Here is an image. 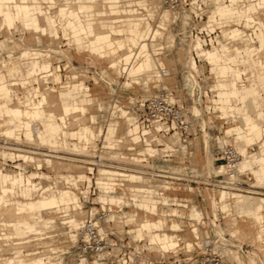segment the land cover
Returning <instances> with one entry per match:
<instances>
[{
    "label": "rangeland",
    "instance_id": "obj_1",
    "mask_svg": "<svg viewBox=\"0 0 264 264\" xmlns=\"http://www.w3.org/2000/svg\"><path fill=\"white\" fill-rule=\"evenodd\" d=\"M109 1L111 0H95L96 7L95 11H93L91 14V22H93L95 29L100 30V32L96 31V35L94 37H83V47L81 48H77L74 45V42L76 41L75 37H73V39L71 38L73 28L71 24L67 22L68 18L65 24L61 25L59 24L58 16L55 17L57 25L59 27L56 37L49 36L47 34L39 35L36 31L33 30H22L21 26L18 24V22L20 21L19 13L16 22L17 27L12 28L11 30H7V28L4 27V23L6 22V15L1 17L0 21L2 20V24L0 23V27L4 28H0V40L2 41V44L0 45V76L4 80L10 82H13L14 78H16L17 76L21 77V80L23 78L22 81L25 80L24 84L21 83V80H16L19 87H21L23 90L38 88V91H48L49 87H53L57 89L56 91H54L55 94H59L60 91H64L65 89L79 88L85 85L87 89L81 90L84 95H79L77 98L81 102L85 100L84 102L89 106L87 107L85 113L76 111L75 113L69 114L70 119L72 118L73 120H75L74 123H76L77 121L82 119H92L90 118V116L94 115V119L100 122V126L98 127L99 129H101L103 134L108 125L109 129H111L116 124H118L117 131L120 134H126L129 130L127 121L131 119L129 117L130 115L126 113V108L128 107V105L133 103L135 99L145 98L149 94L156 93L161 86H165L169 91L172 92L173 98L177 99L178 102L182 103L185 107L191 108L192 105H197L200 109L201 115L193 122L195 133L193 134V138L191 141L193 143V140L197 136L202 138L205 129L208 139L207 145L210 146L209 151L211 153L210 158L212 164L208 165V163H202V165H200L203 156L201 157L200 154L197 153L194 160L200 165V167L198 168L199 171H197L202 174H210L216 172L219 169V165H217L218 160H216L218 150H220L224 142L231 143L235 146L239 155V167H241V172H243L247 177L245 179L247 184L261 186L257 189L259 191H264V183L256 182L255 177L251 173L250 169L243 170L244 168H242V165H244L245 162L244 160L241 161L243 158L241 152L242 147L245 148L246 155L257 154L260 151L259 144L264 138V130L258 129L256 131H253V137L251 140H247L245 137H238L233 131H231L230 133H225L224 130L227 127L240 125L241 121L240 118H237L235 121L230 120V118H219L217 114H220L221 112L219 108H214V106L216 105L211 102V99L216 98L212 97L213 91H211V85L216 82L217 78L215 76L220 77L222 76V74H220L215 69L213 70V72V65H210L203 60L197 61L199 71L194 73V76L198 81L199 89L195 88L196 90H194V94L191 95L188 88L185 86V80L190 74V68H184V62L192 55L191 53H189V51L196 40L199 38L198 36H200L201 39L207 40V43L204 45V47L208 48L210 47V44L208 43L209 37L218 35V40H222L225 43L229 42L230 45L239 47V50L243 52V57L246 59L249 58L248 51L253 49L254 58L259 59L260 62L263 63L262 69L264 70V57H262L263 54L261 52L264 47V38L263 45L262 47L260 46V40L262 37L261 33L264 32V1L236 0V2L233 3L231 0H220L218 2L219 4H228L229 7L233 11H235L233 13L229 12L228 14H223L221 11L216 10V6L218 5L216 3L217 0H189V5H187L185 9H183V11L180 10L178 14L179 17L173 22L171 21L172 12L163 7L160 4L159 0H117V3L120 6L117 9L113 10L107 7ZM16 2L17 1L14 0L13 3ZM153 2L158 3L159 11L161 14L160 16L158 15L157 11L155 12V8L153 6L155 4ZM65 4L75 7L77 5V1L54 0V3H52V1L49 0H37V3L35 5L36 7L48 9L53 15H57L59 9ZM199 4H201V10L199 9ZM3 8L4 10H6L5 5L3 6ZM122 9H134L139 14V16H142V21L147 26V28L159 29L161 31L160 35L157 36L156 40L152 41L150 45V67L148 69H145L143 72L136 73L134 75H129L128 71L123 67L136 65L137 62H141L144 57L142 55H140L138 58L133 57L130 64H127L124 61V57L129 54L128 52H130L132 49L134 51V47L129 44L128 39L132 20L124 18V16L128 15H126L124 11H122ZM163 13H166V20L163 21L164 23H162L161 21L164 17L162 15ZM195 13L196 15H199V17L195 16ZM184 19H187L188 21L186 24ZM99 20H103V23L112 25L121 24L120 26L123 31H111L109 28L101 26L98 23ZM219 22L224 23V26L220 27V25L218 24ZM40 23L43 24V20H40ZM75 23L78 26V23ZM156 24L160 26L156 27ZM210 24L212 25V27H215V30H213L209 34L207 33L208 31L206 29L210 28L207 27ZM64 25L65 29H63L62 27ZM233 28H239L241 30L242 35L239 39L235 40L231 37L230 31ZM171 38L173 39V42H170ZM170 43L173 44L168 46V44ZM118 44H121L122 46L120 49L115 50V47ZM93 47H99L102 50L103 56H99L94 50L92 51ZM22 50L40 51L43 54H48L47 58L43 56L40 58V60L42 62L49 60L51 63V70L46 73H35V75L50 74L49 79L46 82H37L32 80V78L26 76L27 70L23 66V61L26 60H21V58L19 57ZM230 50H232V48H230ZM230 50H227L226 55H230ZM116 54H118L119 56H116ZM113 55H115V57ZM160 60L169 70V74L163 77L162 84H158L156 82V80L159 79V77L157 76L156 63L160 62ZM3 62L10 67L14 66V64H17L20 67V71L18 72L19 74H13L15 76H10V74L7 72L6 67L1 66V63ZM113 62H116V65H113ZM250 66L251 65L247 66V68ZM234 67L244 71L243 65L238 64ZM227 75L228 76L223 74L222 77L225 79L224 83L226 84V87L229 86L230 80L233 78V75ZM259 77H264V73ZM244 81L252 87H255L256 85H262L264 88V80H258V77H248L245 78ZM7 87L11 92V88L9 86ZM54 92H46V95L36 103V106L41 107L43 104L47 103V107L51 108L53 112L59 113L60 106L53 103L54 98L51 95ZM27 97L33 100H36L38 98V96L36 97L35 95H28L27 93H25L22 98L25 100ZM194 99L196 102L194 101ZM12 104L14 103L10 101V104L8 106H11ZM225 104H228L227 107H230L231 111L235 110L236 106H241V104L236 100L227 102ZM217 105L219 106L220 104ZM208 106H211L210 110H207ZM26 111V115H34V110L26 109ZM251 114L252 117L256 120V112L252 111ZM57 118L58 117L53 116L52 120L55 121ZM37 121L39 123H42L40 119H38ZM74 123L67 131L66 136L69 138H73L69 134L70 131L77 129L76 124ZM8 126H10V124L8 123V119L5 117H0V132L9 130L10 128H7ZM261 126L264 127V123H262ZM19 129H22L24 131V127H21ZM238 130L240 131V129ZM15 132L17 134V129ZM6 136L14 139L9 135ZM72 141L73 140H70V143H72ZM70 143L68 142L66 144L69 145ZM33 145L36 146L35 143H33ZM39 145L40 147L45 148L44 145L47 144L39 142ZM215 151L216 153H214ZM50 158L54 170H57L59 167L63 166L69 168V171H71L72 173L81 171V168L72 160L62 165L60 164L61 162H59V160L61 159H58L56 157ZM238 163L236 164V166L238 165ZM189 166L193 167V165ZM44 167L42 165L43 169ZM254 167H256V165H254ZM27 168L30 169V165ZM67 175L72 178L71 173L66 174V176ZM245 188L250 190L256 189L250 188L246 185ZM175 191L176 190L170 191L167 194H171ZM178 191L181 192H175V195H177L179 198H190L191 200L193 199V203L198 204L195 199L196 197L198 200L206 201L205 203L208 207L210 206L211 196L218 198L219 195V191L217 189L210 190L200 184H197V189H192L187 185L186 188H183L181 186ZM0 192L3 194H9V192H4L2 189H0ZM243 193L253 196H260L251 193ZM75 194L79 198L78 193L75 192ZM77 197L75 196L74 198L78 200ZM238 197H241V195H238ZM49 199L51 198L48 195L41 200L47 201ZM233 199L235 200L237 199V197ZM96 200H98V198L93 199V201ZM229 200L231 201V204H234L232 199ZM229 200L225 199L223 203L228 202ZM212 201L214 203V198H212ZM77 202H79V200ZM4 204L11 205L13 204V202L5 200ZM71 206V211L68 212L71 216L70 223H73L74 219L75 222H80V214L82 213V210L76 209L75 207H73V205ZM78 206H80V202ZM27 208L28 210H30V207L27 206ZM178 208V213L182 214L184 217L182 219L183 221H178V219L174 217H163L158 215L149 216V218L157 220L158 217H163L167 219V222H171V220L179 222L180 225L183 226V230L177 232L178 236L181 238L179 240V247L185 249L183 245L188 242L194 243L195 245H201L200 243L203 242L201 235L205 234V232L209 229L206 221H204L206 220V218H202L197 224L195 220H188L187 207L181 206ZM160 209L162 208L158 207L159 211ZM230 209H232V211L234 210L233 207H230ZM225 210L228 211L229 209L227 208ZM225 210H219V216L223 214V211ZM63 211L65 212L62 206L60 207V209L46 208L39 213V218L36 219L40 220L42 224L48 218L54 216L56 217L55 224H45L46 226H42L39 222L38 224L37 222H35L34 224H27L23 222L20 224L21 227L13 230H8L5 228L0 229V247L2 249L5 248L6 250L11 252L7 256H4L2 258L0 257V264H35L33 258L35 259L39 257H43V263L46 264H76V259L74 257V254L72 253V244L70 241L66 240V235L68 232L67 224L61 223V216L64 213ZM203 215L205 214L203 213ZM137 216L139 217L137 218V222L128 228H140L136 230V233L140 234L143 233V212L138 211ZM193 225H196L198 228V240L194 239L193 235L190 232V230L194 228L192 227ZM149 227L150 230L154 231V236L149 239V234L145 233L144 239L141 241H135L134 245L146 247L148 249L147 252L145 251L146 256H149L150 258H160V254H158L156 250V248L159 246V242L155 240V238H160L162 236V231H158L159 225H150ZM69 230L74 231L77 229L76 226H72V228H69ZM43 232H46L45 234L50 235V237L42 239H39L38 237V239H36L37 236L42 235ZM12 236H15L16 238L11 242H8V244L7 242H4L5 239ZM262 238H264V235H262ZM148 241L150 243H153L154 247L149 248L150 244ZM60 249L68 250V252L65 254H61ZM247 249L248 250L245 252L247 256H240L242 264H244L245 262H248V264H254V262H256V264H264V256H258L255 253L253 255H250L249 253L253 251H251L249 247ZM196 251L197 249L196 247H194L193 257L196 255ZM182 256L183 254H180V256L176 257ZM249 256L254 258L255 261H252L251 263Z\"/></svg>",
    "mask_w": 264,
    "mask_h": 264
},
{
    "label": "crops",
    "instance_id": "obj_2",
    "mask_svg": "<svg viewBox=\"0 0 264 264\" xmlns=\"http://www.w3.org/2000/svg\"><path fill=\"white\" fill-rule=\"evenodd\" d=\"M54 3V0H49ZM78 4L75 7L69 6L67 4L63 5L60 9L57 15H53L48 9H43L41 7H36L37 0H19V2L13 3V8L15 11H18L20 21L18 24L21 26L22 30H33L36 31L39 35L40 34H47L49 36H56L58 34V25L56 22V16H58L59 24H65L67 18V22L71 24L73 28V33L71 35V38L78 37L79 41L74 42V45L77 48L83 47V37H94L95 34V27L93 22H91V14L93 11H95L96 3L95 0H77ZM220 0H217V6L216 10L221 11L223 14H228L229 12H235L233 11L228 4L225 3H218ZM233 3L236 2V0H231ZM264 1V0H263ZM5 5L6 10H4L3 6ZM120 5L117 3V0H111L107 4V7L111 10L117 9ZM11 4L8 2V0H0V18L5 16L6 13L11 10ZM82 11V12H81ZM124 13L128 16H124V18L131 19L132 25L129 29V44H130V36L135 35L139 41V45L136 49H133L128 52L124 57V61L127 64H130L132 62V58H138L140 55L144 57V59L141 62H137L136 65L131 66H124L123 68L126 69L129 73V75H134L136 73L143 72L145 69H148L150 67V45L152 41L156 40L157 36L160 35L161 31L159 29H149L142 21V16H139V14L134 9H122ZM137 14H136V13ZM28 17V18H26ZM64 17V19H62ZM40 20H43V24L40 23ZM17 21L11 22L9 20H6L4 23V27L7 28V30H11L12 28L17 27ZM78 23V26L76 23ZM98 23L106 28H109L111 31H123L121 28V24L118 25H112L103 23V20H99ZM220 27L224 26V23L219 22L218 23ZM0 27V28H4ZM63 29H65V25L62 26ZM207 27H210L206 29L208 32L211 33L213 30H215V27H212V25H208ZM222 33V29H221ZM231 37L233 39H239L242 35V32L239 28H233L230 31ZM262 37L260 40V46L263 45V38H264V32L261 33ZM216 38H218V35H215ZM211 37H209L210 39ZM223 38V37H222ZM39 39V37H38ZM170 42H173V39H170ZM205 40L204 39H197L196 42L191 47L189 53L192 55L189 57L188 67L190 68V74L185 80V86L188 88L191 95H193V88L198 83L194 73L198 72V64L196 61V57L200 60H203L207 62L210 65H213L212 71L215 69L217 70L222 76L218 77L215 76L216 82L211 85V91L212 97H216L211 99V102L216 105L214 108H219L220 114H217L219 118L227 119L230 118V120L235 121L237 118H240L241 124L236 126L227 127L224 132L230 133L231 131L235 132V134L238 137H245L247 140H251L253 135V131L256 130H264V127L261 126L262 123H264V88L262 85H256L255 87H252L251 85L245 83L244 79L251 77H258V80H264V77H259L261 74L264 73V70L262 69L263 63L260 62L259 59L254 58V52L253 49L249 50V58L243 57V52L239 50V47L230 45V43H225L222 40L217 39V44H212L211 47L205 48L204 45ZM2 44V41L0 40V45ZM173 43L168 44V46L172 45ZM121 44H118L115 47V50L121 48ZM128 47V46H127ZM230 48H234L235 51L231 55H226L227 50H230ZM96 51V53L99 56H103L102 50L99 47H93L92 51ZM194 52V53H193ZM48 54H43L40 51H30V50H22L20 52V58L23 61V66L27 70L26 76L29 78L34 79V75L36 72L38 73H46L51 70V63L49 60L41 61V57L47 58ZM36 56V57H35ZM157 59V58H155ZM186 64V60L184 62ZM243 65L244 71L235 68V65ZM158 65H163L162 61L156 63V69ZM251 65L247 68V66ZM1 66H5L7 69V72L12 76L13 74L18 75L20 71V67L17 64H14V66L10 67L6 65L4 62L1 63ZM112 66V65H111ZM121 66V65H120ZM191 69H195L196 72H194ZM59 70V68H58ZM121 71V70H120ZM214 72V71H213ZM223 74L228 76L227 74L233 75V78L230 80L229 86L226 87L225 79L222 78ZM13 75V76H15ZM157 76L159 77V73L157 71ZM75 78V77H74ZM160 78V77H159ZM16 80H21V77L14 78V81L10 83V81L4 80L0 76V117H5L8 119V123L10 126L7 128H10L9 130H5L6 133L11 135H17L16 129L18 130L21 126L23 121L27 120L29 122H33L37 119H40L43 123V129L39 130V135L43 137V141L50 144L51 147H56L57 145V136L56 131L58 130L57 121L52 120L53 116L58 117L62 122L65 123L66 116L75 113L76 111H80L81 113H85L87 107L89 106L86 104L83 100L82 102L78 100V96L84 95L82 93V89H87L85 85L79 87V88H72V89H65L64 91H60L59 94H51L54 98V104H58L60 106V112L55 113L51 110V108L46 107L44 110H40V107H37L35 104L36 109H34V115L30 114L29 116L26 115V110L22 111L17 104H12L11 106H8L11 101V92L9 91L8 87L12 83H18ZM23 80V78H22ZM21 80V83L24 84V81ZM159 80V79H157ZM11 88V87H10ZM12 90V88H11ZM230 92V93H229ZM61 98V100H60ZM233 100H236L238 103L241 104V106H236L235 110L231 111L230 107H227L228 104H225L227 102H231ZM195 101V99H194ZM196 102V101H195ZM217 104H220L219 106ZM43 106V105H42ZM191 111L194 115L199 117L201 115L200 109L197 105L191 106ZM211 106L207 108V110H210ZM231 111V112H230ZM252 111L256 112V120L252 117ZM43 113V114H42ZM42 116V117H41ZM91 120H94V115H91ZM82 119V118H80ZM83 120V119H82ZM82 120H79L77 122H80ZM54 127V128H53ZM240 129V131L238 130ZM132 129L129 130L131 133ZM28 135H30V129L28 127ZM95 131L93 128H90L87 125L80 124L76 130L70 131V135L72 137H78V138H87L90 135H94ZM62 134V133H61ZM67 132L65 133L66 136ZM236 137V136H235ZM51 141V142H50ZM66 144V143H65ZM207 139V132L204 129L203 137L200 138L199 136L195 137L193 140L192 146H191V158L189 161V165H193V168L198 170L200 165L202 163H208V165H211V158H210V151ZM70 145V146H69ZM69 145L66 144L67 149L73 151L77 149L75 143H70ZM69 146V147H68ZM260 151L257 154L253 155H246L245 148L242 147V160H244V165H242V168L250 169L251 173L254 175L256 182L258 183H264V138L259 144ZM199 153L202 157V161L200 162V165L194 161L196 154ZM216 153V151L214 152ZM256 165V167H254ZM241 168V167H240ZM241 170V169H240ZM199 171V170H198ZM32 176V175H31ZM63 176V175H62ZM64 179V178H63ZM33 184V181L26 177V180L21 174H7L4 175L0 172V189H2L4 192L11 193L6 200L9 202H13L17 205H25L30 207L31 215L30 217L26 218L24 223H35L38 222L41 224L39 220H36L39 218V213L46 208H57L60 209L61 206H63L65 211H68L69 209H66L67 206H72L70 203L73 204L74 207H78L79 202H77L79 199L77 195L74 192L68 191H58L57 193L54 191L49 196L50 198L55 197L57 199V204H51L49 200L42 201L41 199H33V193L31 191V185ZM252 187L254 185H251ZM261 186H254L253 188H256L254 190H258L257 188ZM259 191V190H258ZM176 193H180L181 191L176 190ZM172 192L171 194H166L162 198V202L167 204L169 201H175L179 198L176 193ZM17 194L19 196H22L24 199H14L13 196ZM74 194V195H73ZM240 194H234L232 198H228L233 200L234 204H231V201L228 202L225 201L224 195H222L220 198L212 197L210 199V206L208 207L206 205V201L198 200L196 197V201L198 204L193 203V199L190 198L181 199L182 207L188 208V220H195L198 224L202 218H206V224L209 227V229L205 232V234L201 235L202 241H205L208 238H211L210 236L214 234L216 237V230H220L228 237L229 240H235L238 243H242L245 250L251 251L252 254H257L258 256H264V238H262V235H264V225L259 224L260 218L262 217V214H264V196H253L249 194H242L241 197H238ZM77 197L78 200H76L74 197ZM131 197L138 202H135L136 205L139 207L147 210L149 213L143 215L144 219L142 224V231L143 233H136L137 229L140 228H134L132 230V236L136 240H143L144 234H149V239L154 236V231L150 230V225H159V230L161 232L160 238H155L159 242V246L156 248L157 251L160 250H174L177 246L180 245L179 240L181 239L177 232H179L182 229V225H180L179 222L172 221L167 222L166 218H163L165 213L168 214H174L180 217L179 221H183L182 218L183 215L179 214V208L178 207H167L162 208L160 211L158 210L157 201L154 198V195L148 192H145L143 189H140L138 193H133ZM237 197V199H233ZM193 198V197H192ZM212 198H214V203L212 201ZM0 196V201H1ZM101 201H105V198L99 197L98 198ZM41 200V201H40ZM183 200V201H182ZM227 200V199H226ZM40 202V204H39ZM230 205V206H229ZM81 207V206H80ZM230 207H233L230 209ZM229 209L228 211L225 209ZM219 210H225L223 211V214L219 216ZM203 213L205 215H203ZM163 216L162 218L158 217L157 220L150 219L149 216ZM133 215V214H132ZM71 219V216H69ZM69 219V222L71 221ZM51 221V219L45 221L42 223V226H46L45 224ZM218 222V223H217ZM74 223H79L78 221L75 222V219L71 225L73 226ZM258 225V226H257ZM257 226V227H256ZM193 229L190 230L191 234L195 238H199L198 235V228L197 226L193 225ZM165 230V231H163ZM234 230V231H232ZM237 231V232H235ZM233 232V233H232ZM20 234V233H19ZM136 235V236H135ZM234 235V236H233ZM236 235V236H235ZM21 236V235H20ZM40 236H37V239H42ZM232 236V237H231ZM214 237V236H213ZM261 240V242H260ZM149 242V241H148ZM149 248L154 247L153 243L149 242ZM198 244V242H197ZM185 249H190L194 246V243H186L183 245ZM154 250V249H153ZM231 253L234 255L235 261L239 264H242V260L240 259V255L236 250L231 251ZM247 255L243 256L246 257ZM250 261H251V256ZM14 258V257H13ZM15 259V258H14ZM233 259V258H232ZM20 260V259H19ZM248 264V262H245ZM252 263V262H251ZM256 264V262H254Z\"/></svg>",
    "mask_w": 264,
    "mask_h": 264
},
{
    "label": "built area",
    "instance_id": "obj_3",
    "mask_svg": "<svg viewBox=\"0 0 264 264\" xmlns=\"http://www.w3.org/2000/svg\"><path fill=\"white\" fill-rule=\"evenodd\" d=\"M162 3L168 9H182L188 5L187 0H162ZM126 110L132 113L130 124L132 126L134 124L136 138L127 135L118 138L117 144L108 145L104 142L103 137L98 136L94 140L95 145L89 151L78 153L77 160L82 163L85 173L91 177L92 181H94L98 168H104L109 169L111 172L108 174L114 178V190L111 191H128L127 180L122 178L119 172L129 170L143 174L145 176L143 183L154 187L158 194L165 193L166 184L171 188L181 186L186 188L188 185L192 189H197V184H200L209 189H220L225 192L230 190L245 191V185L248 186L245 181L247 177L238 170L235 171L233 165L236 162L237 154L229 144H224L216 156L217 165H223V170L202 174L189 166V139L194 132L192 120L194 115L181 103L170 100L163 89L136 100L129 104ZM158 139H162L161 142ZM164 143L167 144L166 147ZM145 146L152 147L154 150L146 151ZM25 147H27V143L15 141L0 133V148L20 151ZM139 148L144 150L139 151ZM41 152L44 153V151ZM180 156L184 157V161L179 160ZM11 162L12 160L7 158L4 163H1L4 166L11 164L14 167ZM182 162H187V165L176 166ZM172 165L175 166L172 167ZM174 167L184 168L185 171L174 170ZM238 175L241 176V179H237ZM94 185V182L89 185L90 196L97 190ZM82 203L87 213L82 222L81 233L84 236L79 235L75 244L72 245L75 259L78 260L80 256L90 260L97 258L98 264H133L138 262L143 256V250H135L133 240L129 239L126 229L121 234L117 229L110 228L101 233L97 228V224L104 222L112 209L119 210L118 206L113 204L108 206V203L101 206L98 203L99 207L90 212L89 204H97V202L86 198ZM86 206L88 207L86 208ZM210 237L201 242V245L194 244L197 249L194 257V247L189 250L177 247L175 251L163 252L166 255H162L160 258L147 257L140 264H236L230 256V251H242L244 249L242 243H237L234 240L229 241L226 237L218 240L214 234ZM215 241H218V244ZM180 254L183 256L176 257Z\"/></svg>",
    "mask_w": 264,
    "mask_h": 264
},
{
    "label": "bare ground",
    "instance_id": "obj_4",
    "mask_svg": "<svg viewBox=\"0 0 264 264\" xmlns=\"http://www.w3.org/2000/svg\"><path fill=\"white\" fill-rule=\"evenodd\" d=\"M15 1L19 2V0H15ZM187 1H188V5H189V0H187ZM8 2L11 4V7H10L11 10H9V12L5 14L6 15L5 16L6 17L5 21L6 20H9L11 22L17 21L18 12H16L14 10V8H13L14 0H8ZM159 2H160V4L163 7L166 8V6L162 3V0H159ZM153 3L155 4V5H153L154 8H155L154 9L155 12L157 11L158 15L160 16L161 14H160V11H159L158 3H155V2H153ZM77 4H78V1H77ZM185 7L186 6L182 7V9H168V8H166L167 10H170L172 12V19H171L172 22L175 21L179 17L178 14H179L180 10L183 11V9H185ZM199 9L201 10V4H199ZM162 15L164 17H163V19L161 21H162V23H164L163 21L166 20V13H163ZM194 15L199 17V15H196V13ZM182 16H183V14H182ZM26 18H28V17H26ZM62 19H64V17ZM1 21H0V23H1ZM184 21H185V24L188 22L187 19H184ZM157 26H160V25L156 24V27ZM96 31L100 32V30H96ZM198 37L201 40V37L200 36H198ZM217 39L218 38H216L215 36L211 37L210 39H208V41H209L208 43L210 44V47L212 46V44H217ZM204 40H205V42H204V45H205L207 43V40L206 39H204ZM75 41L78 42L79 38L75 37ZM130 44H131V46L134 47V49L138 47L139 41H138V39H137V37L135 35H131L130 36ZM230 51H231L230 52V55H231L235 51V49L233 48ZM261 52L263 54L262 57H264V47H263ZM117 55L118 54H116V56ZM113 56L115 57V55H113ZM188 60H189V58L186 60V64L184 65V68L188 67V65H187L188 62H189ZM199 60L200 59H198L196 57V61H199ZM113 65H116V62H113ZM161 68H163V71H161ZM191 70L196 72L195 69H191ZM157 71L159 73V77L160 78H159V80H156V82L158 84H162L163 77L165 75L169 74V70L163 65H158L157 66ZM49 76H50V74L49 75H43V74L40 75V74H38V75L34 76L33 80L37 81V82L38 81H45L46 82L49 79ZM10 87L12 88L11 93H10L11 94V101L14 104H18V107L22 111H25L26 109H29V110L36 109V108H34L35 104L39 100H41V98L43 96L46 95V92H51V91L54 92V91L57 90V89H55L53 87H49L48 91H44V90L38 91V88H34V89L30 88V89L23 90L21 87H19L18 83H12L10 85ZM195 88L199 89V84L198 83L193 88V94H194V90H196ZM162 89L168 94V98L170 100H174V101L178 102L177 99L173 98L172 92L169 91L167 89V87L161 86L157 91L162 90ZM25 93H27L28 95H35L36 97L38 96V98L36 100H33V99H30V98L27 97L24 100L22 97H23V95ZM149 95H151V94H149ZM44 99H46V98H44ZM138 99L139 98L135 99L133 102H135ZM140 99H143V98H140ZM178 103H180V102H178ZM46 104L47 103L43 104V106H41L39 109L40 110H44L47 107ZM187 110H189V112H191L193 114V112L191 111V109L189 107H187ZM129 112H130L129 110L126 111V113L130 115L129 117L132 119V113L131 112L129 113ZM194 118L197 119L198 117L196 115H194V117L192 116L193 122L195 120ZM131 119H129L127 121V126L129 127V130L132 129L131 133L128 130V132L126 134H120L117 131L118 124H116L113 128L109 129V125H108L109 122H108V124H107L108 126L106 127V130H105V132L103 134L101 129H99V127H98V126H100V122H98L95 119L94 120L86 119V120H82L80 122L74 123L75 120H73L72 118L70 119V116L67 115L66 119H65V123H64L59 118H57L56 121H57L58 130L56 131V133H57L56 134V136H57V145H56V147H51L50 144L45 142V141H43L44 140L43 137L38 134L39 130L43 129L42 128L43 125H42V123H39L37 121L38 119L33 121V122H29L27 120H22L23 121V123H22L23 125L21 127H24V131L22 129L17 130V135L8 134L5 131L0 132L2 134H6V135H9V136L13 137L15 141H20V142L27 143V147H25V149H21L20 151L7 150V149H4V148H0V159H1V161H0V167H1L0 172L2 174H4V175H7V174H9V175L18 174L19 175V174H21L24 177L25 180H26V177H29L33 181V184L31 185V191L33 193V196H32L33 199H43L46 196H48L51 193H53L54 191L56 193L58 191H64V192L71 191V192H74V193L75 192L78 193V195H79L78 199H79L81 207L80 206H78V207L76 206L75 208L78 209V210H82V213L80 214L81 215L80 222L79 223H74V225H73V226H76L77 230H74V231L69 230V228H72V225L69 222L70 214L68 213L69 211H71V207L70 206L66 207V209H69V210L65 211V212L63 211L64 213L61 216V223L67 224V227H68L66 240L70 241L72 245L75 244V242H76L77 238L79 237V235H83L84 236V234L81 233L82 232V222H83L84 216L87 213V210L83 207V203L82 202L86 198L88 200L91 199L93 201L94 198H99V197L105 198V201H101V200L98 199V200L95 201V202H97V204H93V203L89 204L90 212H93L96 208L99 207L98 203H100L101 206L104 203H108L109 204L108 206H111L110 204H113V205L118 206L119 210L116 211V209H112V212L107 217V219L104 222H100V223L97 224L98 230L101 233H104V232L107 231V229L111 228V229H117L119 233L123 234L124 233L123 231L126 229L127 233L129 234V239L133 240L132 243L134 245V242L137 241L136 239L133 238L132 233H131V231L134 228H130L129 229L128 227L134 225L137 222V218H139L137 216L138 211H142L143 215H145V214H147L149 212L147 210L139 207L138 205H136L135 202H138V200L135 201L131 197V195L133 193H138V191L140 189H143L145 192H148V193H151V194L154 195V198L157 201L158 207H161V208H164V209L167 208V207H181L182 206V203H180L181 199H178V200H175V201L171 200L167 204L162 202V198L164 197V195H166L170 191L179 190L181 187L171 188V187H169L168 184H166L165 187L167 189H166L165 193L158 194V192L156 191V189L154 187L147 186L146 184L143 183V181L145 179V176L143 174H138L136 172H133V171L129 170V171H126V172H119L118 171L122 175V178L127 180L126 181V188H127L128 191H125V192L111 191L112 189L114 190V185H113L114 184V182H113L114 178L112 177V175L108 174L109 172H111L109 169L98 168L97 173L94 176V181H92L91 177L88 174L85 173V168L82 165V163L77 160V158L79 157L78 153L83 152V151H89V149L92 148L95 145L94 144V140L98 136L99 137H103L104 138V142L106 144H108V145L117 144L118 138L126 137L127 135H130L131 137L136 138L137 134L134 131V124H133V126L130 124ZM73 123L76 124V127H78L80 124L92 127L94 129V131H95V134L94 135H90L87 138H84V137H82V138H78V137L69 138V137L65 136V133L68 131V129L71 127V125ZM28 127H29V129L31 131L30 135H28V132H27L28 131ZM193 130H195L194 129V123H193ZM194 133H195V131L193 132V134ZM193 134H192V136L189 139V141H190V156L189 157L190 158H191V146H192V141L191 140L193 138ZM70 140H73L72 143L76 144L77 149H75L73 151H71V150L69 151V149H67L65 143H68V142L70 143ZM161 140L162 139H160L159 142H161ZM39 142L47 144V145H44L46 148L40 147ZM33 143H35L36 146H34ZM224 144H229L235 149L236 154H237V159H236V162L233 165L234 169H235V171L238 170L241 174H244L243 172H241L240 167H239V163H238L239 155L237 153V150H236L235 146L232 145L231 143H227V142H224L223 145ZM164 146L166 147L167 144L164 143ZM145 149H146V151L154 150L152 147H149V146H145ZM138 150L139 151H141V150L143 151L144 149L143 148H139ZM41 151H44V153H42ZM15 157H18V159H15ZM50 157H56L58 159H61V160H59V162H61L60 164H62V165H64L67 162H70V160H72L81 168V171L72 173L71 171H69V168L63 167V166L59 167L57 170H54V167H53V164L51 162V158ZM7 158H10L12 160L11 163L14 164V167L11 164L8 165V166H6V165L4 166L2 164V163L5 162V160ZM179 158H180L179 160L184 161V157L183 156H180ZM190 158H189L188 161H190ZM63 160H65V161H63ZM130 160H132V159H130ZM237 163H238V165L236 166ZM29 165L31 167L30 168L31 170L27 168ZM42 165H43V167L45 166L44 169L42 168ZM184 165H187V162H182L180 164H177L176 166H184ZM173 166H175V165H172V167ZM222 167H223V165L219 166V169L217 171L223 170ZM178 169L179 170L182 169L184 171V168L174 167V170H178ZM68 173L72 174V178H70L69 175L66 176V174H68ZM82 176H84V177H82ZM237 179H241V176L238 175ZM44 180H47V181L44 183V182H42ZM93 182L95 184L94 186L97 187V190H95V193L90 196V194H89V191H90L89 185L93 184ZM248 186L250 188H253L251 185H248ZM205 188L209 189L208 187H205ZM212 189H214V188H211L210 190H212ZM218 191H219L218 198H220L222 195H224L225 199H228L230 197L232 198V196L234 194L242 195V194H244L243 192L264 196V191L250 190V189H246V188H245V191L230 190L228 192H225L224 190H220V189H218ZM10 194L11 193L3 194V193L0 192V196L2 198L1 201H0V229H4L5 228V229H8V230H10V229L13 230V229H16L18 227H21L20 224L23 223L25 221V219L30 217V215H31L30 210H28L27 206H25V205L22 206V205H17L15 203H13L11 205H5L4 201L6 200V198ZM13 198L15 200L16 199H24L22 196H19L17 194H15L13 196ZM49 201L51 202L52 205L53 204H57V199L55 197L49 199ZM70 205H73V204H70ZM163 205H165V206H163ZM87 207L88 206H86V208ZM62 208H63V206H62ZM50 209H55V207L54 208L52 207ZM261 214H262V217L260 218L259 224H262V226H263L264 225V214L263 213H261ZM163 216L174 217V218L178 219V221L180 220V217H178L177 215H174V214L165 213ZM49 219H51V221H49L46 224H50L51 225V224H55L56 223V217L53 216V217L48 218L47 220H49ZM109 220H111V221H109ZM51 229H53V228H51ZM180 231H182V230H180ZM232 231H234V230H232ZM46 232H43L42 235H44V236H41L42 238L50 237V235H46L45 234ZM235 232H237V231H235ZM216 234L218 236V237H216L218 240H220V238H225V237L228 239V237L225 234L223 236V233L220 230H216ZM15 238H16L15 236L8 237L7 239H5L4 242H7V244H8V242H11ZM193 238L196 239V240L199 239V238H195V237H193ZM138 241H141V240H138ZM229 241H232V240H229ZM215 242H216V244H218V241H215ZM260 242H261V240H260ZM177 247H179V246H177ZM8 248H9V246H8ZM134 248H135L136 251H142L143 250L142 251L143 252V256L140 257V260L138 262H134L133 264H140V263L144 262V260H146L147 257H149V256H146V254H145V251L147 252V250H148L146 247H140V246L134 245ZM176 248L174 250H172V251H175ZM242 249H243V247H242ZM60 251H61V254H65V253L68 252V250H64V249H60ZM165 251L164 250H160V251H157V252H158V254H160L159 256L162 257V255H165V253H163ZM246 251L247 250L243 249L242 251H238V254L240 256H245L246 255L245 254ZM149 252H151V251H149ZM10 253H11L10 251L6 250L5 248L2 249L0 247V257L1 258L4 257V256L9 255ZM230 256H231V258H233L235 260L234 255L231 253V251H230ZM33 260H34L35 264H46V263H43V261H44L43 257H39V258H35V259L33 258ZM75 261H76V264H98L99 263V260L97 258H95V259L93 258V259L90 260V259H84L82 256H80L79 259L75 260ZM252 261L254 262L255 260H254V258L251 257V262ZM13 264H15V263H13ZM236 264H239V263L236 262ZM244 264H246V263H244Z\"/></svg>",
    "mask_w": 264,
    "mask_h": 264
}]
</instances>
